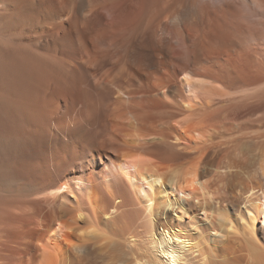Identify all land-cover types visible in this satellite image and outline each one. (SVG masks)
<instances>
[{
    "label": "bare ground",
    "instance_id": "1",
    "mask_svg": "<svg viewBox=\"0 0 264 264\" xmlns=\"http://www.w3.org/2000/svg\"><path fill=\"white\" fill-rule=\"evenodd\" d=\"M217 228L264 264V0H0V264H212Z\"/></svg>",
    "mask_w": 264,
    "mask_h": 264
},
{
    "label": "rangeland",
    "instance_id": "2",
    "mask_svg": "<svg viewBox=\"0 0 264 264\" xmlns=\"http://www.w3.org/2000/svg\"><path fill=\"white\" fill-rule=\"evenodd\" d=\"M256 163L259 165L258 162H255V163L253 162L251 164V166H255V165L258 166ZM244 170L247 172V170H249V169H247V170L244 169ZM246 172L244 174V180L248 179V177H247L248 174ZM199 202H201V198L200 199L197 198L196 203L199 204ZM200 215L202 216L203 212L200 211ZM184 220L188 221L187 218H184ZM224 233H223V231H220V229H218V228L212 232L213 237H215L214 242L212 243V246L214 248L213 250H216V249H217V251L219 250V252L217 253L216 257L214 256V258L212 259L213 260L212 264H240V263H237V262H235L233 260L226 259V252H225V249L227 247L231 246L234 242L238 241V238L240 237V235L239 234L232 235V234L227 233V232H224ZM245 261H243L241 264H246L247 261L246 262ZM250 262L252 263V261H249L248 263L251 264Z\"/></svg>",
    "mask_w": 264,
    "mask_h": 264
}]
</instances>
